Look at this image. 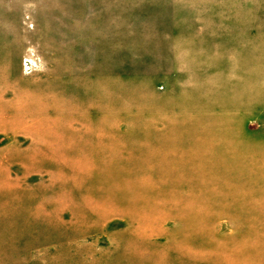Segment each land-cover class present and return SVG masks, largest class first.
<instances>
[{"label": "rangeland", "instance_id": "obj_1", "mask_svg": "<svg viewBox=\"0 0 264 264\" xmlns=\"http://www.w3.org/2000/svg\"><path fill=\"white\" fill-rule=\"evenodd\" d=\"M0 264H264V0H0Z\"/></svg>", "mask_w": 264, "mask_h": 264}]
</instances>
